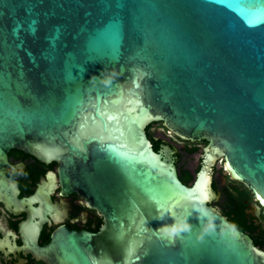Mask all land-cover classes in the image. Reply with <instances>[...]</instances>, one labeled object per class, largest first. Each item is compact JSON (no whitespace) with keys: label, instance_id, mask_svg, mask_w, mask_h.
Listing matches in <instances>:
<instances>
[{"label":"water","instance_id":"water-1","mask_svg":"<svg viewBox=\"0 0 264 264\" xmlns=\"http://www.w3.org/2000/svg\"><path fill=\"white\" fill-rule=\"evenodd\" d=\"M0 264H264V0H0Z\"/></svg>","mask_w":264,"mask_h":264},{"label":"clouds","instance_id":"clouds-1","mask_svg":"<svg viewBox=\"0 0 264 264\" xmlns=\"http://www.w3.org/2000/svg\"><path fill=\"white\" fill-rule=\"evenodd\" d=\"M188 225H185V227H187ZM173 231H176V229L175 228H173Z\"/></svg>","mask_w":264,"mask_h":264},{"label":"rangeland","instance_id":"rangeland-1","mask_svg":"<svg viewBox=\"0 0 264 264\" xmlns=\"http://www.w3.org/2000/svg\"><path fill=\"white\" fill-rule=\"evenodd\" d=\"M222 167H223V165H222Z\"/></svg>","mask_w":264,"mask_h":264}]
</instances>
